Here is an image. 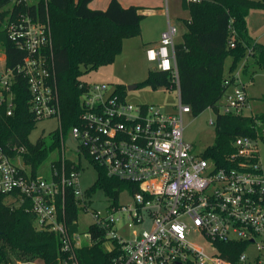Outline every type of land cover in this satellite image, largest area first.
Segmentation results:
<instances>
[{"label":"built area","instance_id":"1","mask_svg":"<svg viewBox=\"0 0 264 264\" xmlns=\"http://www.w3.org/2000/svg\"><path fill=\"white\" fill-rule=\"evenodd\" d=\"M16 3L31 4L16 0L0 26L25 56L9 68L0 48V106L13 114L12 85L15 74H21L27 79L36 120L57 118L59 129L61 102L50 21L14 15ZM179 33L169 20L159 42L145 49L155 69L172 76L168 88L179 98L175 111L128 102L108 84H88L80 96L79 122L61 143L50 180L25 161V145L12 143L6 151L0 144V204L33 213L37 230L59 237L61 251L54 264H80L76 250L98 241L110 243L105 247L112 253L109 264H264V168L257 148L261 138L237 137L235 152L224 166L185 140L184 115L191 107L180 94L175 52ZM235 81L226 80L228 87L217 103L220 113L245 114L250 108L244 83ZM82 154L108 176L135 184V189L108 195L104 211L92 209L77 167ZM87 216L88 230L81 231V218ZM252 244L258 251L254 259L246 252ZM238 246L243 250L235 258L224 255L234 254Z\"/></svg>","mask_w":264,"mask_h":264},{"label":"trees","instance_id":"2","mask_svg":"<svg viewBox=\"0 0 264 264\" xmlns=\"http://www.w3.org/2000/svg\"><path fill=\"white\" fill-rule=\"evenodd\" d=\"M16 0H0V19L8 13L6 8ZM92 0H37L31 4H15L13 13L29 14L35 19L50 21L53 37L54 65L58 76L61 102V127L50 133L53 140L47 144L44 136L30 141V133L37 120L29 105L30 92L27 79L15 74L12 90L15 108L7 115V107L0 106V144L6 151L9 145H25V161L31 164L34 173L48 154L61 146L69 136L70 128L79 122L80 96L88 83L81 79L83 73L113 61L121 51L122 42L128 35L137 32L140 13L135 5L123 6L119 0H110L106 9H93ZM190 17L185 19L186 30L175 46L180 80V94L184 103L198 116L208 107L216 110L215 141L205 149L204 156L221 166L235 152L234 141L239 136L259 137L264 140V113L223 114L218 101L228 87L226 80L235 83L233 74L237 63L247 56L243 73L251 74L250 66L264 69V44L255 42L248 33L247 18L252 9H264V0H183ZM231 41L234 46H231ZM0 48L6 54L9 68L22 62L25 52L20 50L0 26ZM251 49V54L248 50ZM232 58L230 72H224V60ZM140 84L153 86L172 84L168 72L157 69L149 71ZM117 90L124 94L122 87ZM264 100V95L262 96ZM68 167L70 161H67ZM94 165V164H93ZM81 168L80 166H77ZM98 178L95 188H103L109 196H117L123 188L135 189L136 185L110 177L104 168L95 165ZM73 203V200H72ZM72 209V216L76 215ZM35 215L24 209L12 210L0 204V264H24L40 260L54 264L60 253L59 237L53 232L39 231L34 225ZM104 241L91 247L76 250L80 264H109L112 253L104 248ZM224 251V249L221 247ZM243 250L237 247L232 259Z\"/></svg>","mask_w":264,"mask_h":264},{"label":"rangeland","instance_id":"3","mask_svg":"<svg viewBox=\"0 0 264 264\" xmlns=\"http://www.w3.org/2000/svg\"><path fill=\"white\" fill-rule=\"evenodd\" d=\"M37 0H29V3H34ZM163 1L164 15L158 10L151 9L150 4L146 1L139 3L138 9L141 15L140 24L137 27V32L125 37L122 42V51L116 55L115 59L109 63L102 64L97 68L91 69L82 74L81 79L88 84H108L110 90L122 87L124 95L128 102L136 104H152L162 108L166 112L176 110L179 98L175 90L169 89L167 86H153L151 84H140L136 88L129 89V85L142 83L148 76L149 71L156 68L154 62L148 61L145 57V42L147 38L154 39L162 34L163 27H167L168 19L180 28L177 41L181 38L183 25L180 24L183 19L189 18V11L183 7V0H159ZM103 0H93L91 7L100 8L103 6ZM8 5L6 8L10 7ZM145 6H149L146 8ZM247 18L248 32L250 29L257 33L252 34L256 39L264 30V9H252ZM183 23V22H182ZM184 27L186 22L184 21ZM186 30V28H185ZM260 42L264 44V34L259 37ZM248 64L253 60L247 56L239 61L233 70L236 80L245 84L246 91L249 96L250 108L245 111V114L252 115L264 113V69L250 66L251 74L243 73L245 62ZM232 58L227 55L224 60V72L226 75L230 72ZM217 112L214 108L208 107L198 116L191 113L184 115V138L192 144L197 152H204L206 148L211 146L215 141V118ZM59 127L57 118H44L37 121L36 126L30 133V141L36 142L40 136H44L47 144L53 140L50 133ZM257 148L260 161L264 168V140L257 141ZM72 153V152H71ZM67 154H70L68 152ZM61 156V150L56 148L52 150L44 161L39 165L36 172L38 176L50 180L52 177L51 163ZM76 160L78 158L74 156ZM81 185L83 189H91L98 178V169L93 165L85 155H81L80 169ZM91 200V208L96 210H105L109 205L110 199L103 188H95L89 195ZM126 197H122L121 201H125ZM89 217H82L80 221V230H88ZM110 245L109 242L104 243V248ZM252 249L246 252L254 259L258 255L255 245H251Z\"/></svg>","mask_w":264,"mask_h":264},{"label":"crops","instance_id":"4","mask_svg":"<svg viewBox=\"0 0 264 264\" xmlns=\"http://www.w3.org/2000/svg\"><path fill=\"white\" fill-rule=\"evenodd\" d=\"M93 1V0H92ZM91 1V2H92ZM102 1V0H101ZM109 1L110 0H103V6H101L100 8H97V7H91L90 6V4H89V6L91 7V8H93V9H106V7H107V5H108V3H109ZM120 2H121V4L123 5V6H130V5H135V6H137V7H139L138 6V2H136V0H119ZM139 1H141V2H139V3H143V1H146L147 3H149L150 4V8L151 9H156V11L158 10L162 15H164V5H163V1H161V2H159V0H139ZM187 2H190V0H186ZM146 8H148L149 6H145ZM184 7V6H183ZM186 9V8H185ZM188 10V9H187ZM138 12H139V10H138ZM250 15V14H249ZM189 17H190V14H189ZM170 19H168V21H169ZM184 20L185 19H183V21H181L180 22V24L181 25H183L182 27H183V29L184 30H182L183 32L185 31V28L186 27H184L185 25H184ZM183 22V23H182ZM173 23V22H172ZM177 25V24H176ZM178 26V25H177ZM167 27H163V30L162 31H164L165 29H166ZM180 29V28H179ZM183 32H181V35H182V33ZM249 33V35L251 36V38L255 41V42H259V43H262V42H260V40H258L259 39V37L260 36H262L263 34H264V30H262L261 31V34L258 36V38H254L253 36H252V34H255V33H257V32H255L254 30L252 31L251 29H250V31L248 32ZM160 37H161V35L160 36H157L156 38H154V39H149V38H147V40H146V42H145V48L144 49H146V47H147V45H149V44H153V43H157V42H159V40H160ZM181 40V38L178 40V41H180ZM177 41V42H178ZM263 44V43H262ZM245 85V84H244Z\"/></svg>","mask_w":264,"mask_h":264},{"label":"water","instance_id":"5","mask_svg":"<svg viewBox=\"0 0 264 264\" xmlns=\"http://www.w3.org/2000/svg\"><path fill=\"white\" fill-rule=\"evenodd\" d=\"M137 87V84H134V85H129L128 88L129 89H133V88H136ZM67 144L72 147V149L76 150V146H74V144L72 143L71 139H67ZM2 232L0 231V234Z\"/></svg>","mask_w":264,"mask_h":264}]
</instances>
